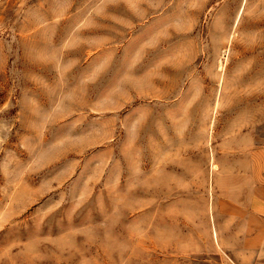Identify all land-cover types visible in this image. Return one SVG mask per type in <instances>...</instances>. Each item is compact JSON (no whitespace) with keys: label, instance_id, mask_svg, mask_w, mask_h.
I'll list each match as a JSON object with an SVG mask.
<instances>
[{"label":"rangeland","instance_id":"rangeland-1","mask_svg":"<svg viewBox=\"0 0 264 264\" xmlns=\"http://www.w3.org/2000/svg\"><path fill=\"white\" fill-rule=\"evenodd\" d=\"M252 133L264 0H0V264H235Z\"/></svg>","mask_w":264,"mask_h":264},{"label":"crops","instance_id":"crops-1","mask_svg":"<svg viewBox=\"0 0 264 264\" xmlns=\"http://www.w3.org/2000/svg\"><path fill=\"white\" fill-rule=\"evenodd\" d=\"M252 135H243V150L237 135L234 153L224 152L222 157L231 162L221 163L217 186L220 208L226 209L223 223L236 228L231 235L234 246L222 236L220 245L235 264H264V142Z\"/></svg>","mask_w":264,"mask_h":264}]
</instances>
